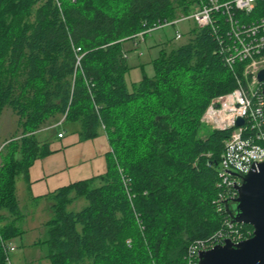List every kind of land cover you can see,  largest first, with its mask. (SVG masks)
Here are the masks:
<instances>
[{
    "label": "trees",
    "instance_id": "trees-1",
    "mask_svg": "<svg viewBox=\"0 0 264 264\" xmlns=\"http://www.w3.org/2000/svg\"><path fill=\"white\" fill-rule=\"evenodd\" d=\"M179 4L190 13L188 0H0V117L11 108L22 130L0 152L3 241L24 234L17 180L52 153L36 133L59 116L82 140L104 131L111 152L106 174L50 195L48 238L36 245L49 247L51 264H189V247L232 220L234 199L222 212L215 204L230 132L201 122L214 97L236 88L213 30L195 27L161 51L153 77L126 83L125 42L178 18ZM80 198L87 205L70 210ZM7 256L0 239V264Z\"/></svg>",
    "mask_w": 264,
    "mask_h": 264
},
{
    "label": "built area",
    "instance_id": "built-area-1",
    "mask_svg": "<svg viewBox=\"0 0 264 264\" xmlns=\"http://www.w3.org/2000/svg\"><path fill=\"white\" fill-rule=\"evenodd\" d=\"M191 11L178 18L162 21L152 28L133 36L137 44L145 40V35L193 21L198 28H211L216 34L219 53L224 58L226 67L236 79V88L226 94L214 97L205 110L201 122L216 131H229L224 143L219 172L220 191L216 200L219 212L225 208V202L236 199V185H240L242 176L248 174L254 165L264 162V81L259 74L264 70V0H188ZM182 34L176 32V40ZM81 49L76 50L77 60L81 61ZM127 57V56H126ZM65 119V117H64ZM62 119L53 128L62 127ZM244 120L237 127V121ZM64 137V131L58 138ZM243 224L227 220L222 229L207 240L193 243L187 253L189 264L199 260V254L226 241L241 243L253 236L244 231ZM0 239L5 247L7 264H12L11 254L17 247Z\"/></svg>",
    "mask_w": 264,
    "mask_h": 264
},
{
    "label": "rangeland",
    "instance_id": "rangeland-1",
    "mask_svg": "<svg viewBox=\"0 0 264 264\" xmlns=\"http://www.w3.org/2000/svg\"><path fill=\"white\" fill-rule=\"evenodd\" d=\"M58 6H60V3H58ZM183 7L184 6L182 4H179L177 8L178 17L184 13L182 11V9H184ZM195 27H197V25L193 21L183 22L172 27H167L150 34H146L145 40L139 44H137L134 40L125 42L124 46L128 58V65L130 67L129 72L125 77L128 88L132 90L133 85L139 83L144 76H148L150 78L153 77L155 74L153 61L159 57L161 51L166 50L169 52L172 49L185 44L190 39L191 31L195 29ZM177 31L182 34V38L180 40L175 39ZM62 119H64V117L61 118L59 116L56 119L50 120L44 127H42V129L37 132L39 140L44 141L46 138H50L54 133L57 134L59 129L53 128V126ZM207 128L214 131L210 127ZM62 130L70 132L71 127L69 124H66L62 127ZM21 134L22 130L18 125V116L11 108H7L2 112L0 117V152L10 142H18L21 138ZM21 178L22 176L18 179L22 180ZM86 205L87 202L83 198H80L76 200V202H74L69 209L79 211ZM25 212L30 216L28 223L30 231L26 236L24 235L14 239L17 251L11 254V262L12 264H30L31 260L38 256V259L42 262V264H51L47 258L49 255V247L47 245H42L41 249H32L34 246V240H36V242H43L48 238L46 228L47 225L45 224L44 226L43 221L51 218L53 212L51 210H45L43 207L37 208L33 205H26ZM24 228L26 229V227ZM29 247H31V251L28 250Z\"/></svg>",
    "mask_w": 264,
    "mask_h": 264
},
{
    "label": "crops",
    "instance_id": "crops-1",
    "mask_svg": "<svg viewBox=\"0 0 264 264\" xmlns=\"http://www.w3.org/2000/svg\"><path fill=\"white\" fill-rule=\"evenodd\" d=\"M69 125L71 130L70 132L64 131L63 138H58V133H54L50 138L42 141L37 136L40 142L48 143L52 153L34 161L29 169L28 180H25L23 176L22 180H17L16 195L20 211L24 216L20 222V226L24 230L22 236H26L30 231L28 228L30 216L25 212L26 205L43 207L45 210L52 211L53 200L50 195L60 188L104 175L108 171L107 155L111 152V146L107 134L102 131L96 138L82 140L79 134V125ZM61 131L63 130H59V132ZM52 217L43 221L44 226ZM39 242L41 241H33L32 250L42 248L41 245H35ZM11 243L16 246L14 240ZM28 250L31 251V247ZM30 264H42V262L36 256Z\"/></svg>",
    "mask_w": 264,
    "mask_h": 264
},
{
    "label": "water",
    "instance_id": "water-1",
    "mask_svg": "<svg viewBox=\"0 0 264 264\" xmlns=\"http://www.w3.org/2000/svg\"><path fill=\"white\" fill-rule=\"evenodd\" d=\"M259 80L264 81V70ZM243 124V119L237 121V127ZM235 189L238 197L234 199V209L231 211L226 202V210L234 223L253 227V236L238 244L226 241L201 252L199 264H264V162L242 176L241 184Z\"/></svg>",
    "mask_w": 264,
    "mask_h": 264
}]
</instances>
